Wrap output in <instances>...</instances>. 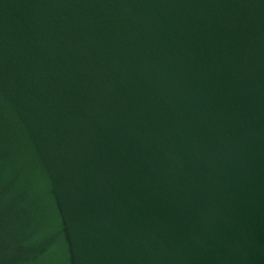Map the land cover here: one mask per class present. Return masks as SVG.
<instances>
[{"label":"water","instance_id":"1","mask_svg":"<svg viewBox=\"0 0 264 264\" xmlns=\"http://www.w3.org/2000/svg\"><path fill=\"white\" fill-rule=\"evenodd\" d=\"M0 264H264V0H0Z\"/></svg>","mask_w":264,"mask_h":264}]
</instances>
